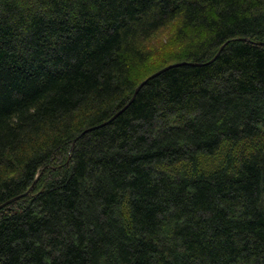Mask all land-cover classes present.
Instances as JSON below:
<instances>
[{
	"label": "trees",
	"instance_id": "trees-1",
	"mask_svg": "<svg viewBox=\"0 0 264 264\" xmlns=\"http://www.w3.org/2000/svg\"><path fill=\"white\" fill-rule=\"evenodd\" d=\"M258 41L264 0H0V264H264Z\"/></svg>",
	"mask_w": 264,
	"mask_h": 264
},
{
	"label": "rangeland",
	"instance_id": "rangeland-1",
	"mask_svg": "<svg viewBox=\"0 0 264 264\" xmlns=\"http://www.w3.org/2000/svg\"><path fill=\"white\" fill-rule=\"evenodd\" d=\"M171 34L172 28H165L161 30L153 40V45H157L160 51L154 55V59L150 64V71L155 68V65H157V62L160 60L158 57L160 54L165 55L174 49H178L179 46L177 43H173L174 41L171 40Z\"/></svg>",
	"mask_w": 264,
	"mask_h": 264
},
{
	"label": "water",
	"instance_id": "water-1",
	"mask_svg": "<svg viewBox=\"0 0 264 264\" xmlns=\"http://www.w3.org/2000/svg\"><path fill=\"white\" fill-rule=\"evenodd\" d=\"M240 39H243V38H238V40H240ZM257 44H259V45H264V41H258ZM220 50H221V48L219 49V51H220ZM219 51H218V52H219ZM173 65H175V64L167 65V66L161 68L160 70H157L156 72H154V73H152L151 75H149L146 79H144L142 82H140V84L136 87V89L134 90V94H133V96H134L135 93L138 91V89L140 88V86H141V85H142L147 79H149V78H151V77L157 75V74L160 73L162 70H164V69H166V68H168V67H170V66H173ZM133 96H132V98H133ZM132 98H131V99H132ZM6 203H8V202H6ZM6 203H5V204H6Z\"/></svg>",
	"mask_w": 264,
	"mask_h": 264
}]
</instances>
